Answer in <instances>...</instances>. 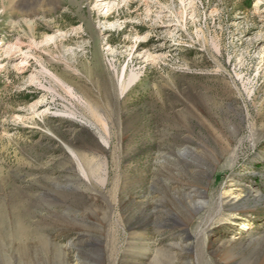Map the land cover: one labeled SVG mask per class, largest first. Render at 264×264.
Instances as JSON below:
<instances>
[{
    "label": "rangeland",
    "instance_id": "1",
    "mask_svg": "<svg viewBox=\"0 0 264 264\" xmlns=\"http://www.w3.org/2000/svg\"><path fill=\"white\" fill-rule=\"evenodd\" d=\"M0 264H264V0H0Z\"/></svg>",
    "mask_w": 264,
    "mask_h": 264
},
{
    "label": "bare ground",
    "instance_id": "2",
    "mask_svg": "<svg viewBox=\"0 0 264 264\" xmlns=\"http://www.w3.org/2000/svg\"><path fill=\"white\" fill-rule=\"evenodd\" d=\"M203 261V260H202Z\"/></svg>",
    "mask_w": 264,
    "mask_h": 264
}]
</instances>
